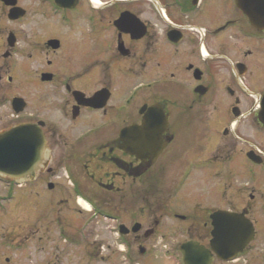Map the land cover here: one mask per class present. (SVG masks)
I'll list each match as a JSON object with an SVG mask.
<instances>
[{
  "label": "flooded vegetation",
  "instance_id": "1",
  "mask_svg": "<svg viewBox=\"0 0 264 264\" xmlns=\"http://www.w3.org/2000/svg\"><path fill=\"white\" fill-rule=\"evenodd\" d=\"M240 3L0 0V132L34 145L0 179L22 208L9 249L264 264V0Z\"/></svg>",
  "mask_w": 264,
  "mask_h": 264
},
{
  "label": "rangeland",
  "instance_id": "2",
  "mask_svg": "<svg viewBox=\"0 0 264 264\" xmlns=\"http://www.w3.org/2000/svg\"><path fill=\"white\" fill-rule=\"evenodd\" d=\"M6 183L5 182H0V193H4L6 191ZM199 196L198 190L192 191V193L189 195L187 204L189 206H192L196 201ZM147 204L148 201H145ZM144 207V201L142 203ZM9 206H11L8 203H5L3 200L0 199V264H9L6 262V258L9 257L10 259L13 260V263L11 264H31L27 258H25L24 254L22 253L21 250L17 251L15 253V249H9V241L10 238L16 237L19 233H21L22 230V222L20 219V216L18 217V214H21L22 208L19 206L16 208L15 206L13 207L12 214H10V209ZM99 231L97 232L99 236L95 235L93 236V239H95V236L98 237V240H105L109 241L110 243L112 242V238H107L106 234L102 228L98 229ZM20 237V236H19ZM18 238V237H17ZM8 244V245H7ZM63 248V245H61ZM81 248H74V249H67V253L63 254L60 253L61 258V263L60 264H73L70 261L74 262L75 264H87L86 260L84 259L81 261L80 257L84 256L81 253ZM18 255V256H17ZM91 264H117L116 261L110 260L108 263H105L101 261V259L98 260H93Z\"/></svg>",
  "mask_w": 264,
  "mask_h": 264
},
{
  "label": "water",
  "instance_id": "3",
  "mask_svg": "<svg viewBox=\"0 0 264 264\" xmlns=\"http://www.w3.org/2000/svg\"><path fill=\"white\" fill-rule=\"evenodd\" d=\"M23 129L21 125L0 132V174L16 180L22 179L27 169H34L28 163L34 153L33 142L28 138L33 135L25 134Z\"/></svg>",
  "mask_w": 264,
  "mask_h": 264
}]
</instances>
